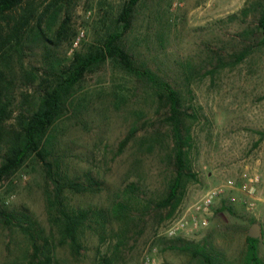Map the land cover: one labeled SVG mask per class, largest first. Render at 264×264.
<instances>
[{
  "label": "rangeland",
  "instance_id": "obj_1",
  "mask_svg": "<svg viewBox=\"0 0 264 264\" xmlns=\"http://www.w3.org/2000/svg\"><path fill=\"white\" fill-rule=\"evenodd\" d=\"M128 2H24L37 14L53 5L42 24H50L51 40L61 21L68 20L67 36L56 46L29 41L24 47L27 72L41 78L47 62L67 65L74 53L102 47L109 35L117 34V43L140 73L125 70L117 58L110 57L92 67L50 130L48 160L79 182L90 174L98 183L91 193L72 195L75 206L108 208L132 181L142 186L147 198H159L173 168L168 107L160 87L145 74L151 72L160 84L180 94L183 122L192 138L189 160L195 178L185 182L174 215L161 221L167 209L152 210L112 264H198L170 247L176 238L165 237L164 227L204 192L228 180L235 189H226L215 202L208 225L177 238L193 243L206 239L208 251L222 264H242L253 219L260 229L258 256L264 261V45L258 27L264 0H137L124 26L120 16ZM244 8L246 15L241 14ZM231 15L235 18L229 19ZM17 71L13 114L2 127L5 140L16 128L19 114H29L37 103L38 79L17 78ZM244 175L259 180L260 201L254 210L247 209L240 190ZM48 189L43 163L31 156L0 182V208L27 210L43 236L54 241L57 235L46 216ZM12 229L0 221V264L36 262L31 251H25L23 237ZM85 242L80 257L53 246L52 264H98L111 253L116 239L108 231L100 242L88 232Z\"/></svg>",
  "mask_w": 264,
  "mask_h": 264
},
{
  "label": "trees",
  "instance_id": "obj_2",
  "mask_svg": "<svg viewBox=\"0 0 264 264\" xmlns=\"http://www.w3.org/2000/svg\"><path fill=\"white\" fill-rule=\"evenodd\" d=\"M25 1L0 0V182L19 170L31 156L43 163L49 185V189L45 191L47 223L55 230L57 240L51 241L44 237L38 222L27 210L19 212L0 208V221L11 226L12 231L23 237L27 244L25 251H31V256L37 260L28 264H52L53 246L54 249L65 247L73 257H80L88 232L104 242L108 231L113 234L116 242L111 253L103 256L98 264H112L115 257L126 247L130 237L135 234V229L139 228L152 210L167 209V215L161 221L174 215L184 197L185 182L195 178L189 160L192 138L189 128L183 122L182 100L177 90L167 84H160L151 72L145 73L162 90L161 95L169 112V160L173 172L165 192L159 198H147L142 186L137 181H132L120 190L108 208L73 205L72 195L91 193L93 186L98 183L90 174L86 175L85 182H79L61 170L56 162L48 160L51 128L66 112L75 86L92 67L103 63L108 57L117 58L127 71L136 75L140 73L134 69L129 55L117 43V34L109 35L102 47L86 53H74L67 65L47 62L41 78L27 72L23 63L24 47L29 41L45 47L46 42H52L56 46L67 36L68 20L64 18L61 21L51 40L47 34L50 24L47 23L46 27H42V24L53 5L37 14L32 6L24 7ZM136 2L137 0H129L123 9L120 19L124 21V26ZM241 14L246 15L245 8L241 10ZM233 18L235 15L229 16V19ZM258 27L262 36L261 43L264 45V5ZM17 70L20 71L17 78L29 82L38 79L37 103L29 114H19L16 128L5 140L2 127L13 114V87ZM249 223L252 226L255 220L252 219ZM140 233L141 230L137 232ZM258 241L246 238L242 264H264L258 256ZM169 243L173 245L170 247L189 255L198 264H222L208 251L206 239L201 243H193L176 238Z\"/></svg>",
  "mask_w": 264,
  "mask_h": 264
},
{
  "label": "built area",
  "instance_id": "obj_3",
  "mask_svg": "<svg viewBox=\"0 0 264 264\" xmlns=\"http://www.w3.org/2000/svg\"><path fill=\"white\" fill-rule=\"evenodd\" d=\"M245 184L240 188L241 192L247 199L244 203L248 210H254L256 203L260 201L256 186L258 185V177L244 175ZM226 189H235V185L228 180L224 185L211 188L204 192L201 197L182 211L176 218L170 220L163 230V235L167 238H177L188 235L199 229H203L208 225V219L211 209L215 202L225 195ZM231 202L234 198H229Z\"/></svg>",
  "mask_w": 264,
  "mask_h": 264
},
{
  "label": "water",
  "instance_id": "obj_4",
  "mask_svg": "<svg viewBox=\"0 0 264 264\" xmlns=\"http://www.w3.org/2000/svg\"><path fill=\"white\" fill-rule=\"evenodd\" d=\"M259 235H260L259 226L257 224H253L249 229L248 237L252 239H257Z\"/></svg>",
  "mask_w": 264,
  "mask_h": 264
}]
</instances>
